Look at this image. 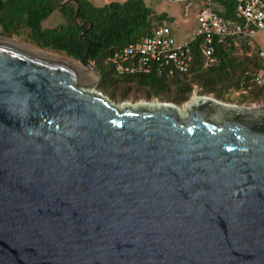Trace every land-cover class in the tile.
<instances>
[{"label": "water", "instance_id": "obj_1", "mask_svg": "<svg viewBox=\"0 0 264 264\" xmlns=\"http://www.w3.org/2000/svg\"><path fill=\"white\" fill-rule=\"evenodd\" d=\"M10 40L0 264H264V104L120 106L91 41L75 62Z\"/></svg>", "mask_w": 264, "mask_h": 264}, {"label": "trees", "instance_id": "obj_2", "mask_svg": "<svg viewBox=\"0 0 264 264\" xmlns=\"http://www.w3.org/2000/svg\"><path fill=\"white\" fill-rule=\"evenodd\" d=\"M0 0V36L21 37L41 49L79 59L89 48V60L98 68L99 89L120 101L134 97L183 104L195 86L199 95L212 94L226 102L247 106L264 104V91L255 81L264 69L263 51L250 38L237 36L217 45V61L206 65L200 41L189 42L193 61L186 72L173 76L124 72L115 69L113 54L150 36L163 19L144 0L113 1L97 6L90 0ZM223 17L236 19L235 0H212ZM59 7L65 22L43 28L42 22ZM77 8L79 12L75 18ZM82 35V37H81Z\"/></svg>", "mask_w": 264, "mask_h": 264}, {"label": "built area", "instance_id": "obj_3", "mask_svg": "<svg viewBox=\"0 0 264 264\" xmlns=\"http://www.w3.org/2000/svg\"><path fill=\"white\" fill-rule=\"evenodd\" d=\"M185 6L199 4L195 15V32L190 39L179 44L170 26L157 25L150 36L130 43L116 51L111 61L120 73H157L173 76L186 72L193 61L189 42L199 40L200 50L206 65L217 61V45L237 36L251 40L259 30L264 29V0H235L236 19H228L213 8L212 0H166ZM264 60V51L260 52ZM264 91V69L255 77Z\"/></svg>", "mask_w": 264, "mask_h": 264}, {"label": "rangeland", "instance_id": "obj_4", "mask_svg": "<svg viewBox=\"0 0 264 264\" xmlns=\"http://www.w3.org/2000/svg\"><path fill=\"white\" fill-rule=\"evenodd\" d=\"M90 1L93 4L97 5V6H103V5L109 4V3L113 2V1L125 2L126 0H90ZM144 2L147 5L151 6L152 9L155 12H157V13L164 12L167 15V17L162 20L163 22L161 24H166V25L171 27V29L174 31V36H175V38H176V40L178 41L179 44L186 43L190 39V37L194 34L195 27L194 26L184 27L183 23L181 22V17L182 16H184V17L185 16L186 17H192L195 14L196 6L189 5L187 7V6H185V5L181 4V3L169 2V1H166V0H144ZM65 21L66 20H65V18L63 16V13H62L61 9L59 7H57L42 22V27L43 28H54L57 25H59L61 23H64ZM157 25H160V23L157 24ZM11 39H14V40H17V42H21V43L33 46L35 48L41 49V48H39V47H37V46H35L33 44H30V43H27V42L23 41L21 37L15 36V37H12ZM252 42L255 43L256 45H258L264 51V29L263 30H259L256 33V35L252 39ZM41 50H44V51L49 52L51 54H55L57 56H61L63 58H67L69 60L78 62V59L69 57L65 53H62V52H55V51H51V50H47V49H41ZM86 89L90 90L92 88H86ZM99 91L102 92L101 89H99ZM197 91H198V89L195 86L193 93H196L197 95H199ZM193 93H192V95H193ZM107 96H109L113 101H116L118 103H121V102H124V101H127V102L128 101L139 102L141 100H146V99H135L134 97H131V98L125 99L123 101H120V100H118L116 98L111 97L110 95H107ZM208 96H213V95L209 94ZM152 100H154V98H152L151 100H148V101H152ZM224 102H226V101H224ZM228 103L238 104L236 102H228ZM238 105H245V104H238Z\"/></svg>", "mask_w": 264, "mask_h": 264}, {"label": "bare ground", "instance_id": "obj_5", "mask_svg": "<svg viewBox=\"0 0 264 264\" xmlns=\"http://www.w3.org/2000/svg\"><path fill=\"white\" fill-rule=\"evenodd\" d=\"M10 42L14 43V44H18V45H22L20 44V42H17V40H14V39H11ZM27 47V46H26ZM39 53H42V54H45L46 55V52L44 53L43 51H38ZM49 55V54H47ZM86 77L89 79V80H92L94 79V76L92 73H87ZM93 77V78H92ZM92 78V79H91ZM193 101H196L198 100V95L196 93H194L193 97H192ZM187 104H190V101L187 103ZM120 106H124V105H132L134 107H139V106H145V107H159L160 104H159V100H152V101H148V100H141L139 102H131V101H124V102H121L119 103ZM179 110L180 112L182 113H185L186 112V105L184 106H180L179 107Z\"/></svg>", "mask_w": 264, "mask_h": 264}, {"label": "crops", "instance_id": "obj_6", "mask_svg": "<svg viewBox=\"0 0 264 264\" xmlns=\"http://www.w3.org/2000/svg\"><path fill=\"white\" fill-rule=\"evenodd\" d=\"M193 6H196V9H195L196 11H195V14L192 17H186V16L185 17L184 16L181 17V22L183 23L184 27H188V26H194L195 27L196 26L195 15H196L200 5L196 3Z\"/></svg>", "mask_w": 264, "mask_h": 264}]
</instances>
